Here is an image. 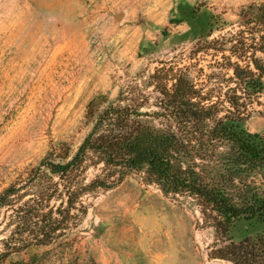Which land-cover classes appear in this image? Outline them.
Segmentation results:
<instances>
[{
  "label": "rangeland",
  "instance_id": "1",
  "mask_svg": "<svg viewBox=\"0 0 264 264\" xmlns=\"http://www.w3.org/2000/svg\"><path fill=\"white\" fill-rule=\"evenodd\" d=\"M252 11L264 13V0H0V195L18 189L0 209V255L13 253L2 264L19 259L6 242L20 223L27 239L60 227L37 254L41 264H234L214 256L224 244L196 199L166 196L144 173L121 179L90 164L80 179H60L46 164L69 161L92 131V113L112 103L160 111L161 89L182 75L208 102H223L222 117L242 31L249 49L240 64L264 65L261 29L242 24ZM244 101L246 128L263 133L264 96ZM97 179L113 186L81 192ZM69 188L80 191L72 206ZM27 202L45 204L22 228ZM258 257L252 264H264Z\"/></svg>",
  "mask_w": 264,
  "mask_h": 264
},
{
  "label": "trees",
  "instance_id": "2",
  "mask_svg": "<svg viewBox=\"0 0 264 264\" xmlns=\"http://www.w3.org/2000/svg\"><path fill=\"white\" fill-rule=\"evenodd\" d=\"M253 22L250 30L261 29L258 51L264 53V13H245L243 26ZM252 40L256 42V38ZM245 41L242 31L234 46L238 61L229 60L227 68L232 72L229 80L233 87H229L232 94L224 102L227 110L222 117L217 113L223 102H208L182 75L171 89L167 85L161 89L167 98L157 105L160 111L144 112L143 103L125 107L112 103L97 118L92 113V131L75 155L69 161L47 163V170L60 179L71 180L80 179L90 164H102L120 174L121 179L129 173H144L145 181L156 185L164 195L188 196L200 202L218 243L224 244L214 251L216 258L234 264H252L258 256L264 259V132L252 133L246 128L248 103L244 101L264 96V65L256 59L245 67L240 64L249 49ZM158 117H164L165 125L155 123ZM112 184L97 179L81 192L111 189ZM17 192L11 187L0 195V209L12 205ZM66 193L72 206L80 191L69 188ZM40 206L27 202L20 208L27 214L22 228H28L29 218ZM241 225L245 231L235 236ZM58 230L60 227L29 229L27 239L20 223L6 242L10 246L14 241V253L19 255L9 264H41L37 254L54 243ZM23 250L30 255L28 260L20 257ZM12 254L7 249L0 259Z\"/></svg>",
  "mask_w": 264,
  "mask_h": 264
},
{
  "label": "water",
  "instance_id": "3",
  "mask_svg": "<svg viewBox=\"0 0 264 264\" xmlns=\"http://www.w3.org/2000/svg\"><path fill=\"white\" fill-rule=\"evenodd\" d=\"M122 18H123V16H122V15H117V16H116V19H117L118 21H121V20H122Z\"/></svg>",
  "mask_w": 264,
  "mask_h": 264
}]
</instances>
